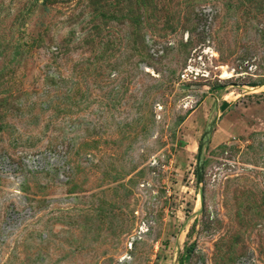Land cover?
Listing matches in <instances>:
<instances>
[{
	"label": "rangeland",
	"instance_id": "rangeland-1",
	"mask_svg": "<svg viewBox=\"0 0 264 264\" xmlns=\"http://www.w3.org/2000/svg\"><path fill=\"white\" fill-rule=\"evenodd\" d=\"M103 2L0 0V264H264V0Z\"/></svg>",
	"mask_w": 264,
	"mask_h": 264
},
{
	"label": "water",
	"instance_id": "water-1",
	"mask_svg": "<svg viewBox=\"0 0 264 264\" xmlns=\"http://www.w3.org/2000/svg\"><path fill=\"white\" fill-rule=\"evenodd\" d=\"M230 106V103L226 100H223L219 109L220 111H224L227 109V107ZM218 119V116L215 117L206 127V129L203 131L202 134V139L199 143L197 154H196V166H195V172H196V181L197 184L200 186L201 183L203 182V176H204V160H203V152H204V147L206 143H208L210 134L215 126L216 120ZM203 189L200 187L199 189V196H200V202L202 205L203 202Z\"/></svg>",
	"mask_w": 264,
	"mask_h": 264
},
{
	"label": "trees",
	"instance_id": "trees-1",
	"mask_svg": "<svg viewBox=\"0 0 264 264\" xmlns=\"http://www.w3.org/2000/svg\"><path fill=\"white\" fill-rule=\"evenodd\" d=\"M104 0H89V3L93 7L94 10H96L101 4H103ZM101 7V6H100Z\"/></svg>",
	"mask_w": 264,
	"mask_h": 264
},
{
	"label": "bare ground",
	"instance_id": "bare-ground-1",
	"mask_svg": "<svg viewBox=\"0 0 264 264\" xmlns=\"http://www.w3.org/2000/svg\"><path fill=\"white\" fill-rule=\"evenodd\" d=\"M251 88H254V87H251Z\"/></svg>",
	"mask_w": 264,
	"mask_h": 264
}]
</instances>
